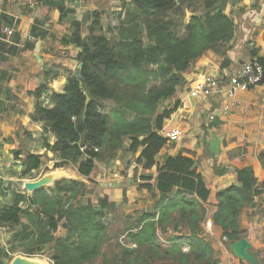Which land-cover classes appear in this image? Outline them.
Masks as SVG:
<instances>
[{
    "label": "trees",
    "instance_id": "obj_1",
    "mask_svg": "<svg viewBox=\"0 0 264 264\" xmlns=\"http://www.w3.org/2000/svg\"><path fill=\"white\" fill-rule=\"evenodd\" d=\"M123 1L131 6L124 3L111 36L99 10L72 20V31L61 43L80 49L81 66L63 91H50L51 106L41 101L49 90L47 82L32 91L36 103L30 116L56 137L54 143L44 142L47 151L59 157L54 166L74 164L85 177L98 160L113 157L129 139V151L141 149L138 165L158 166L155 184L147 175L140 187L161 196L152 210L135 216L107 195L97 204L81 201L87 184L79 179H57L32 193L15 189L11 202L0 206V227L10 233L8 247L0 241V264H10L19 252L31 257L49 254L52 264H219L213 242L204 236L210 190L197 160L181 151L159 164L157 156L169 143L161 131L181 105L176 95L184 74L208 51L222 58L221 68L232 63L237 24L224 9L230 0H202V9L184 0ZM253 1L259 9L262 0ZM37 2L58 9L61 19L74 12L67 0ZM251 58L264 65V56L256 50ZM14 154L22 161L21 177L38 172L49 158L30 150ZM236 171L237 183L217 192L210 216L227 244L247 239L241 213L255 206L264 185L252 166ZM126 200L124 190L123 203Z\"/></svg>",
    "mask_w": 264,
    "mask_h": 264
},
{
    "label": "crops",
    "instance_id": "obj_2",
    "mask_svg": "<svg viewBox=\"0 0 264 264\" xmlns=\"http://www.w3.org/2000/svg\"><path fill=\"white\" fill-rule=\"evenodd\" d=\"M97 1L67 0L66 3L67 7L74 6L75 17L79 19V13L87 9L89 3ZM94 8L98 10V6L94 5ZM123 8L115 7L119 11L118 15ZM229 9L225 11L229 13ZM253 9L240 13L238 18L234 17L237 29L229 67L221 68L222 58L208 51L194 63L190 72L184 74L185 81L178 87L176 95L181 105L164 125L165 129L181 128L183 135L178 142L168 143L157 156L159 164L163 163L166 155H177L181 151L197 160L198 171L210 190L205 204L210 209V216L218 203L217 192L237 183V168L252 166L258 182H264V88L260 86L240 92L237 106L225 115L216 116L214 120H210L209 115L218 110L221 97L195 99L190 97L189 90L204 73L222 78L237 73L243 63L251 59L253 50L258 56H264V2L259 9ZM70 16L68 14L61 19L58 9H51L37 0H0V32L3 33L2 28L5 26L15 28L12 37L3 33L6 36L3 38L0 33V206L11 202V192L6 187H13L16 181H35L47 174L23 179L22 161L15 157L14 151L20 149L25 153L30 150L47 154L49 158L52 155L44 142L48 139L54 143L56 137L45 133L41 122L31 120L30 115L35 111L36 103L31 92L43 82H47L50 89L63 91L69 77L75 75L81 66L77 60L80 49L61 43V37L71 31L68 29ZM129 143L112 158L98 160L90 177L81 175L78 169L74 174L68 173L70 169L66 166L51 173L55 174V180H82L87 184V190L91 189L89 183L95 182L102 188L100 197L107 195L111 201L123 204L126 213L138 216L152 210L155 201L161 196L157 190L149 191L140 187L147 182L143 177L147 175L152 176L150 183L155 184L158 166L143 169L136 161L141 149L132 153ZM122 152L124 155L120 157ZM20 157H24V154ZM113 164L121 172L118 173L120 175L114 177L110 172L102 173V170L107 171ZM58 173L59 176L56 175ZM260 189L262 192L255 198V206L244 207L241 213V225L247 231L250 246L244 249L245 255L241 253L240 241L232 242L230 247L223 246L225 252L219 255L222 256L220 264H238L240 260L245 264L258 263L259 249L264 247V185ZM124 190L127 200L123 203ZM257 229H261L259 233ZM217 231L221 235L219 227ZM172 232L170 229L169 234ZM173 234L180 235L179 232ZM9 238L10 233L0 227V241ZM212 240L215 250H219L218 245L222 246V243ZM39 263L49 264L42 260Z\"/></svg>",
    "mask_w": 264,
    "mask_h": 264
},
{
    "label": "built area",
    "instance_id": "obj_3",
    "mask_svg": "<svg viewBox=\"0 0 264 264\" xmlns=\"http://www.w3.org/2000/svg\"><path fill=\"white\" fill-rule=\"evenodd\" d=\"M2 31L10 37L14 34L15 28L13 26H5L2 28ZM260 86L264 88V65L257 58H253L245 61L237 73L228 75L227 78H222L212 73L200 75L191 85L189 95L195 99L221 97V100H218L220 104L218 110L212 111L209 115V119L214 120L216 116L220 114L225 115L237 106L239 102L238 94L240 92ZM161 134L168 139L169 143H175L181 139L183 131L179 127L171 129L163 128ZM115 176L117 177L118 174H115ZM203 230L204 233L207 231L214 239L224 244V246L228 245L226 236L221 234L219 238L214 232L213 221L209 212L203 222ZM130 246L134 247L136 245L130 244ZM183 250L188 251L189 247L185 246Z\"/></svg>",
    "mask_w": 264,
    "mask_h": 264
},
{
    "label": "rangeland",
    "instance_id": "obj_4",
    "mask_svg": "<svg viewBox=\"0 0 264 264\" xmlns=\"http://www.w3.org/2000/svg\"><path fill=\"white\" fill-rule=\"evenodd\" d=\"M184 2H186V3H189V2L195 3L196 2L195 4H197L200 8L202 7V0H184ZM124 3L129 4V7L131 6L130 5L131 4L130 2L127 3V1L124 2L123 0H117V2H115V3H114V0H98L97 2L89 3L87 9H85L84 11H81V13H79V16H80L79 19H82L83 16L86 13H88V12L90 13V12L94 11V9H95L94 8V5L98 6L97 9L103 11V13H104L103 14V18H102V23H103L104 29H105L106 33L108 34V36H111L112 35V32H111L110 29L113 28V26L118 23V19H119V15H118V12L119 11L117 9H115V7H117V6L124 7V5H125ZM254 4H255V2L253 0H249V1H247V0H230L228 2V4H226V6H225L224 9L226 10L228 7L230 8L229 9V13H230L231 17L235 21V19L239 17L238 15L240 13L243 14L246 11L254 10L253 9V7L255 6ZM261 4H263V0H262V3ZM82 5H83V3H82ZM69 6L71 8L72 7L74 8V6H71V5H69ZM113 7H114V9H112ZM75 14H76V9L74 8V12L71 13L70 14L71 16L69 17L70 18L69 20H71L70 22H72L73 19H76L77 18V17H75ZM189 17H190V12H187L186 19H188ZM234 17H236V18H234ZM68 29L72 31V24H70V28H68ZM84 32H87V25L84 26ZM0 33H2V32H0ZM1 35H2L3 38H6V36H4L3 33ZM13 35H11L10 37H12ZM0 40H2V39H0ZM69 52L70 51H68V53ZM51 90H54V89H50L49 88L48 92H45L44 95H43V97H42V99H41V101L45 105H48V106H51V101H50V97H49ZM163 105L164 104H162L160 107H162ZM49 134L50 133H48V135ZM44 138H46V137H44ZM128 142L129 141L127 140V142L124 145V147L127 146ZM49 153H52V152H49ZM123 155H124V153L122 152L121 155H120V157H123ZM110 158H112V157H110ZM54 159H56L57 161H60L59 160V157L57 155H55L54 153H52V155L50 156V158H46L45 159L44 166L38 172L31 173L30 175H27L26 177H22V178L23 179H29V177H33V178L35 177L36 178V177H39L42 173H48V172H51V171L56 170L57 168L61 169L62 167H57L56 168L54 166L55 162H57ZM107 159H109V157ZM63 167H65V166H63ZM66 167H69V169H70V170H68V173L74 174L77 171V166L74 165V164L67 165ZM109 167L110 168H107V169L110 170V171H108V170L107 171L106 170H102V173L108 174V172H110L111 175H115V174H118L120 172L118 170L117 166H114V164L112 166H109ZM115 168H116V170H114ZM110 174H109V176H110ZM118 175H120V174H118ZM114 177H116V176H114ZM23 183H24V181H16V183H14L15 185L14 184L12 185L13 187H6V189H8L9 192H12L15 189L25 190L24 187H23L24 186ZM89 184H90L89 186L91 187V189H88L87 190L88 192H86L85 196L81 199V201H83V202L92 201L95 204H97L98 203V200L101 198L100 196H101V193H102V188L100 186H98L95 182L89 183ZM25 191L27 192V190H25ZM213 227H214V232L218 235L219 234V233H217L218 232L217 231V228L218 227L215 226L214 224H213ZM259 230H261V229H257L258 233L260 232ZM204 234H206V237L211 242H213L212 239H214V237H212L207 231ZM220 234H222V233H220ZM218 237L220 238V235H218ZM214 240L217 242V239H214ZM259 243H262V242H259ZM1 244L4 245L5 247H8V239H7V241H3L2 240L1 241ZM218 246L220 247V249L216 251V254H217V258H219V264H220V261H221V257L222 256H219V255L222 254V251L225 252V249L223 248L224 244H222V246L219 244ZM16 255H18V256H24L25 257V255L22 254L21 252H19ZM26 257L31 258V259H37V261L42 260L45 263L52 264V261L50 260L49 254H46V253H44L43 256H33V257L26 256ZM257 260H258V263L257 264H264V247L262 249H259V253H258Z\"/></svg>",
    "mask_w": 264,
    "mask_h": 264
},
{
    "label": "water",
    "instance_id": "obj_5",
    "mask_svg": "<svg viewBox=\"0 0 264 264\" xmlns=\"http://www.w3.org/2000/svg\"><path fill=\"white\" fill-rule=\"evenodd\" d=\"M54 173L48 172L47 174H45L43 177L39 178L38 180L35 181H31V180H25L23 183V187L25 190H27V192L32 193L34 191H36L37 189L41 188V187H45V186H51L54 184L55 180V174L53 176ZM239 245L241 246V253L245 255V248L246 246H250L249 241L246 238H243L241 240H238ZM235 242V241H234ZM230 242L228 244V247L231 246ZM28 257H24V256H18L16 255L13 260L11 261L10 264H31V262L27 259Z\"/></svg>",
    "mask_w": 264,
    "mask_h": 264
},
{
    "label": "bare ground",
    "instance_id": "obj_6",
    "mask_svg": "<svg viewBox=\"0 0 264 264\" xmlns=\"http://www.w3.org/2000/svg\"><path fill=\"white\" fill-rule=\"evenodd\" d=\"M56 175H60V173H58V174H56ZM53 176H54V174H53ZM30 262H31V264H40L39 262H40V260L39 261H37V259H31V258H27Z\"/></svg>",
    "mask_w": 264,
    "mask_h": 264
}]
</instances>
